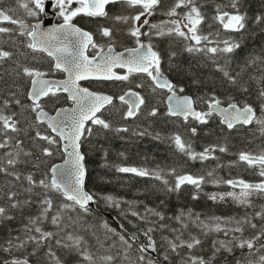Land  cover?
Segmentation results:
<instances>
[{"label": "trees", "instance_id": "16d2710c", "mask_svg": "<svg viewBox=\"0 0 264 264\" xmlns=\"http://www.w3.org/2000/svg\"><path fill=\"white\" fill-rule=\"evenodd\" d=\"M0 8L17 21L0 24V264H264V0H158L140 27L143 9L116 2L81 23L117 49L151 44L175 90L205 113L171 116L168 93L144 74L87 84L114 96L82 142L95 208L51 181L65 155L29 92L37 72L61 73L31 47L33 0ZM197 12L195 39L184 17ZM130 89L144 98L136 116L121 100ZM212 102L251 106L258 119L230 129ZM70 104L53 93L43 107Z\"/></svg>", "mask_w": 264, "mask_h": 264}, {"label": "water", "instance_id": "95a60500", "mask_svg": "<svg viewBox=\"0 0 264 264\" xmlns=\"http://www.w3.org/2000/svg\"><path fill=\"white\" fill-rule=\"evenodd\" d=\"M56 0H35L36 5L44 4L43 12L48 11ZM111 0H87L89 10L93 14H103ZM137 2L154 6L156 0H119ZM10 16L0 9V23L11 22ZM30 34L32 48L43 51L55 60L56 69L66 73L67 78L57 80L42 77L38 73L33 81L29 97L39 104L55 89L57 93H65L72 101V106L62 107L55 113L42 109L38 112V120L46 123L52 132L58 136L65 154L63 161L53 165L51 176L53 184L65 195L77 201L81 207H94L95 198L88 191L86 182L88 169L86 157L82 150V139L88 124L97 117L114 100L112 95L98 93L84 86L88 80H116L125 75L117 73L116 69L127 72L148 73L155 67V50L144 43L137 48L117 52L114 48L102 51L96 58L88 57V48L94 36L74 24H57L52 18H47L33 24ZM156 80L160 88L170 91L167 97L169 112L173 117L201 119L203 113L197 109L192 96L181 95L172 91L174 83L158 72ZM131 106L135 116L143 103L142 97L135 91L127 92L124 97ZM210 111L218 115L223 124L232 129L238 125L251 126L257 117L251 107L238 105H221L214 103ZM5 264H32L27 260L8 261Z\"/></svg>", "mask_w": 264, "mask_h": 264}, {"label": "rangeland", "instance_id": "374dc122", "mask_svg": "<svg viewBox=\"0 0 264 264\" xmlns=\"http://www.w3.org/2000/svg\"><path fill=\"white\" fill-rule=\"evenodd\" d=\"M60 5L63 7L61 12H63L65 18H70L73 14L85 10L84 0H70L68 2L62 0L60 2ZM144 17L146 16H141L136 20L135 23L138 27H140L145 22L143 19ZM195 21L196 19L194 18L186 19L184 20V25L187 27H191ZM221 21L225 26L234 28L239 26L241 23V19L236 15H222Z\"/></svg>", "mask_w": 264, "mask_h": 264}, {"label": "flooded vegetation", "instance_id": "af4514ba", "mask_svg": "<svg viewBox=\"0 0 264 264\" xmlns=\"http://www.w3.org/2000/svg\"><path fill=\"white\" fill-rule=\"evenodd\" d=\"M84 14H86L85 12H80V13H77L75 16H79V15H84ZM90 16H85V18L84 19H81L80 21H77V23L78 24H80L81 26H83L82 24H86V23H88L89 21H90ZM82 23V24H81ZM84 27V26H83ZM85 28V27H84ZM100 50V49H99ZM99 50H97L96 48L95 49H93L92 51H93V53H97Z\"/></svg>", "mask_w": 264, "mask_h": 264}]
</instances>
